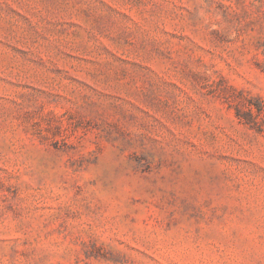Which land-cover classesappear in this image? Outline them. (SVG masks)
I'll list each match as a JSON object with an SVG mask.
<instances>
[{"label": "rangeland", "instance_id": "1", "mask_svg": "<svg viewBox=\"0 0 264 264\" xmlns=\"http://www.w3.org/2000/svg\"><path fill=\"white\" fill-rule=\"evenodd\" d=\"M0 264H264V0H0Z\"/></svg>", "mask_w": 264, "mask_h": 264}]
</instances>
